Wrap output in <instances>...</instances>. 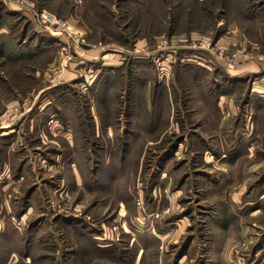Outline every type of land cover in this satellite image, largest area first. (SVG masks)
Segmentation results:
<instances>
[{
	"label": "rangeland",
	"instance_id": "1",
	"mask_svg": "<svg viewBox=\"0 0 264 264\" xmlns=\"http://www.w3.org/2000/svg\"><path fill=\"white\" fill-rule=\"evenodd\" d=\"M0 264H264V0H0Z\"/></svg>",
	"mask_w": 264,
	"mask_h": 264
},
{
	"label": "crops",
	"instance_id": "2",
	"mask_svg": "<svg viewBox=\"0 0 264 264\" xmlns=\"http://www.w3.org/2000/svg\"><path fill=\"white\" fill-rule=\"evenodd\" d=\"M87 53H92V52L89 51V52H87ZM96 53H97V52H96ZM94 54H95V53H94ZM221 97H223V96H220V100H221ZM222 99H223V98H222ZM218 104H219V103H218Z\"/></svg>",
	"mask_w": 264,
	"mask_h": 264
},
{
	"label": "bare ground",
	"instance_id": "3",
	"mask_svg": "<svg viewBox=\"0 0 264 264\" xmlns=\"http://www.w3.org/2000/svg\"><path fill=\"white\" fill-rule=\"evenodd\" d=\"M111 135H112V134H111ZM111 135H110V136H111Z\"/></svg>",
	"mask_w": 264,
	"mask_h": 264
}]
</instances>
